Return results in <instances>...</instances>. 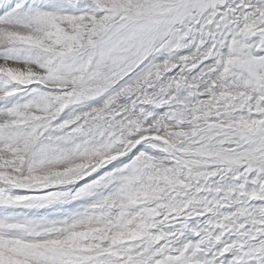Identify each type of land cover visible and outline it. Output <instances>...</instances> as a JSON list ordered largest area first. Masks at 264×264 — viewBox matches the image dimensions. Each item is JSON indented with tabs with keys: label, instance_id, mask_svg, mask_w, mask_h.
<instances>
[{
	"label": "snow or ice",
	"instance_id": "snow-or-ice-1",
	"mask_svg": "<svg viewBox=\"0 0 264 264\" xmlns=\"http://www.w3.org/2000/svg\"><path fill=\"white\" fill-rule=\"evenodd\" d=\"M0 264H264V0H0Z\"/></svg>",
	"mask_w": 264,
	"mask_h": 264
}]
</instances>
